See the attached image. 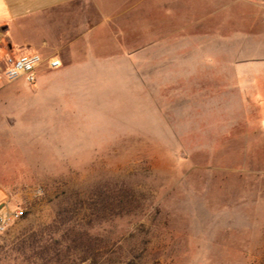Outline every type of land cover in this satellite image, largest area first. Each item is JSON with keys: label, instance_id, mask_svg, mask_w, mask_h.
<instances>
[{"label": "rangeland", "instance_id": "1", "mask_svg": "<svg viewBox=\"0 0 264 264\" xmlns=\"http://www.w3.org/2000/svg\"><path fill=\"white\" fill-rule=\"evenodd\" d=\"M126 6L140 57L52 90L0 37V264H264V0Z\"/></svg>", "mask_w": 264, "mask_h": 264}, {"label": "crops", "instance_id": "2", "mask_svg": "<svg viewBox=\"0 0 264 264\" xmlns=\"http://www.w3.org/2000/svg\"><path fill=\"white\" fill-rule=\"evenodd\" d=\"M130 1L0 0V37L18 54L37 52L44 59H61L60 67L44 65L38 72V85L48 90L55 87L40 81L43 73L55 76L78 70L85 78L104 76L125 69L133 57H140L125 41Z\"/></svg>", "mask_w": 264, "mask_h": 264}, {"label": "built area", "instance_id": "3", "mask_svg": "<svg viewBox=\"0 0 264 264\" xmlns=\"http://www.w3.org/2000/svg\"><path fill=\"white\" fill-rule=\"evenodd\" d=\"M44 65L48 69H56L62 65V61L56 57L44 59L37 52H28L17 56L8 54L1 67V75L9 80L23 77L28 83H35L38 72ZM22 215L23 211L19 207L12 208L7 205L0 207V234L5 232Z\"/></svg>", "mask_w": 264, "mask_h": 264}]
</instances>
